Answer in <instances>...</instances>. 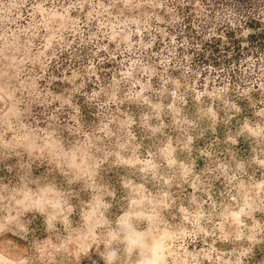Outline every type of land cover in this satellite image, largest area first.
Instances as JSON below:
<instances>
[{"label":"rangeland","instance_id":"1","mask_svg":"<svg viewBox=\"0 0 264 264\" xmlns=\"http://www.w3.org/2000/svg\"><path fill=\"white\" fill-rule=\"evenodd\" d=\"M0 3V264H264V0ZM48 183L71 205L51 227L17 203Z\"/></svg>","mask_w":264,"mask_h":264},{"label":"clouds","instance_id":"2","mask_svg":"<svg viewBox=\"0 0 264 264\" xmlns=\"http://www.w3.org/2000/svg\"><path fill=\"white\" fill-rule=\"evenodd\" d=\"M15 5L13 3H0V12L8 14ZM249 131L256 135L258 130L251 129ZM43 145L38 147V151H45L49 153L52 161L58 168L66 175L70 174L71 182L85 180L91 182L95 175L96 163L88 155L86 149L77 147L72 150H66L61 142L56 139L54 132L46 133L43 137ZM126 163L127 161H119ZM20 200L17 202L20 207L25 210H35L46 217V222L49 227L52 226V221L58 218L63 219L67 211H71V205L67 200V193L54 184H44L36 191H28L27 193H20ZM133 204H138L139 201H132ZM201 214H194L190 221L195 227L199 228V219ZM135 216L121 215L116 220L117 227L109 233L110 240H119L126 243L125 251L132 253L133 247L138 244V240L134 239L135 232L134 225L130 222ZM187 219V217H186ZM2 227V226H0ZM109 260L115 259L116 251L109 252ZM137 264H161L157 258L151 254L143 256Z\"/></svg>","mask_w":264,"mask_h":264},{"label":"trees","instance_id":"3","mask_svg":"<svg viewBox=\"0 0 264 264\" xmlns=\"http://www.w3.org/2000/svg\"><path fill=\"white\" fill-rule=\"evenodd\" d=\"M248 26L250 25V23L247 24Z\"/></svg>","mask_w":264,"mask_h":264}]
</instances>
